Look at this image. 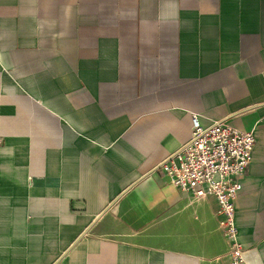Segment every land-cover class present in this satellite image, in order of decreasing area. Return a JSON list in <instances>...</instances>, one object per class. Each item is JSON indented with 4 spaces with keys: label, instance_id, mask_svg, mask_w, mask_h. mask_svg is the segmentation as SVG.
Listing matches in <instances>:
<instances>
[{
    "label": "crops",
    "instance_id": "1",
    "mask_svg": "<svg viewBox=\"0 0 264 264\" xmlns=\"http://www.w3.org/2000/svg\"><path fill=\"white\" fill-rule=\"evenodd\" d=\"M255 133L235 202L264 264V0H0V264H227L218 202L156 167Z\"/></svg>",
    "mask_w": 264,
    "mask_h": 264
},
{
    "label": "built area",
    "instance_id": "2",
    "mask_svg": "<svg viewBox=\"0 0 264 264\" xmlns=\"http://www.w3.org/2000/svg\"><path fill=\"white\" fill-rule=\"evenodd\" d=\"M193 131L188 141L166 156L156 167L172 183L193 197L211 196L218 202L220 226L229 242L231 260L227 264H248L239 238L235 202L242 189L240 176L252 160L255 133L226 121L209 126L192 115Z\"/></svg>",
    "mask_w": 264,
    "mask_h": 264
}]
</instances>
